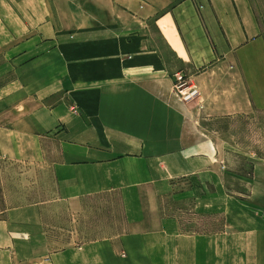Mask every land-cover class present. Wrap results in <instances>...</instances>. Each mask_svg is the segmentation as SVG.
<instances>
[{
	"label": "crops",
	"instance_id": "obj_1",
	"mask_svg": "<svg viewBox=\"0 0 264 264\" xmlns=\"http://www.w3.org/2000/svg\"><path fill=\"white\" fill-rule=\"evenodd\" d=\"M177 72L200 100L175 97ZM244 100L264 112V0H0V162L52 177L0 213V264H264V159L233 175L207 127ZM188 179L177 192L223 227L152 229L146 197ZM114 194L123 232L77 243L86 206Z\"/></svg>",
	"mask_w": 264,
	"mask_h": 264
},
{
	"label": "rangeland",
	"instance_id": "obj_2",
	"mask_svg": "<svg viewBox=\"0 0 264 264\" xmlns=\"http://www.w3.org/2000/svg\"><path fill=\"white\" fill-rule=\"evenodd\" d=\"M173 89L175 97L181 103L191 104L192 101L184 102L177 96L175 84H173ZM198 98H195L193 102L200 100L201 95ZM239 105L247 112L245 115H239V117L230 120L214 121L207 127L210 131L217 132L218 142H220L219 150L228 153L230 172L236 176L237 173H242L249 180L252 162L264 159V112H248L249 107L245 100ZM248 180L241 181L235 176L234 178L227 177V183L232 189L235 187L242 190L243 185L249 184ZM51 181V176L44 175L43 172L30 166L0 162V213L8 206L43 199L44 189L42 191L40 189L46 184L49 185ZM175 184L177 186L176 195L163 196L156 200H148L146 197L147 216H149V224L152 229L162 226V219L169 218L178 222L181 232L205 233L217 231L223 227L224 218L221 213H197L193 201L188 197L185 198V194L177 192L188 190L189 179L179 180ZM92 202L95 203L88 204L85 214H81L86 217L84 231L81 233L77 225L72 227L75 231L78 230L81 235V240L77 242L79 244L93 239L117 236L125 228L121 197L118 194L102 197ZM60 224L61 222L56 226L61 227ZM168 227L173 229L169 225ZM64 228L65 226H63ZM56 231L53 233L54 246L59 250L68 242L59 230ZM71 231L73 230L71 229Z\"/></svg>",
	"mask_w": 264,
	"mask_h": 264
},
{
	"label": "built area",
	"instance_id": "obj_3",
	"mask_svg": "<svg viewBox=\"0 0 264 264\" xmlns=\"http://www.w3.org/2000/svg\"><path fill=\"white\" fill-rule=\"evenodd\" d=\"M174 84L177 96L184 102H191L199 97L198 88L183 72H177L174 75Z\"/></svg>",
	"mask_w": 264,
	"mask_h": 264
}]
</instances>
